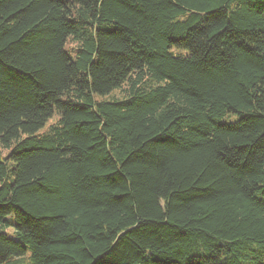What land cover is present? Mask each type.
Here are the masks:
<instances>
[{"label": "trees", "instance_id": "1", "mask_svg": "<svg viewBox=\"0 0 264 264\" xmlns=\"http://www.w3.org/2000/svg\"><path fill=\"white\" fill-rule=\"evenodd\" d=\"M0 146V264H264V0H0Z\"/></svg>", "mask_w": 264, "mask_h": 264}, {"label": "rangeland", "instance_id": "2", "mask_svg": "<svg viewBox=\"0 0 264 264\" xmlns=\"http://www.w3.org/2000/svg\"><path fill=\"white\" fill-rule=\"evenodd\" d=\"M67 49L70 48V44L66 45ZM122 93V90H114L111 94H115L119 96ZM57 119V115H54L52 118L49 119L48 123L46 125H49L51 122L55 121ZM43 130V129H42ZM12 146H0V149L4 155L8 154L9 151L11 150ZM12 236H14V230L11 227L10 229L7 230ZM24 264H29V262H25Z\"/></svg>", "mask_w": 264, "mask_h": 264}]
</instances>
